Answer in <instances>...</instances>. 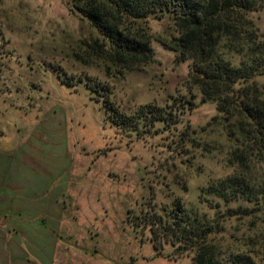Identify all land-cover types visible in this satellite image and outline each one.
Returning <instances> with one entry per match:
<instances>
[{
    "label": "rangeland",
    "instance_id": "rangeland-1",
    "mask_svg": "<svg viewBox=\"0 0 264 264\" xmlns=\"http://www.w3.org/2000/svg\"><path fill=\"white\" fill-rule=\"evenodd\" d=\"M253 17L264 34V8ZM135 26L150 36L152 60L109 73L96 56L90 62L74 57L96 32L71 0H0V148L10 153V167L32 162L46 174L41 181L50 174L52 181L27 200L19 193L6 197L7 181L0 176V264H192V253L167 244L158 255L148 227L132 223L136 215L176 200L212 217L198 195L210 180L234 170L227 161L230 142L221 125L207 126L216 104L202 101L191 61L179 62L163 44L175 33L172 19L150 15ZM88 81L108 87L125 113L183 97L195 106L171 128L137 137L109 121ZM187 127L195 130L199 146L188 147L189 153L178 143ZM21 203L34 205L37 214L11 215ZM21 219L25 226L44 223L50 231L15 225ZM254 221H227L225 236L250 233Z\"/></svg>",
    "mask_w": 264,
    "mask_h": 264
},
{
    "label": "trees",
    "instance_id": "trees-1",
    "mask_svg": "<svg viewBox=\"0 0 264 264\" xmlns=\"http://www.w3.org/2000/svg\"><path fill=\"white\" fill-rule=\"evenodd\" d=\"M71 1L96 32L83 40L85 48L74 57L90 62L96 56L109 73L150 62V36L135 23L168 15L175 33L163 44L179 62L191 61L202 101L216 104L217 115L207 126L221 125L230 142L227 161L234 170L210 180L198 195V203L213 210L212 217L176 200L136 215L132 225L148 227L158 255L167 244L177 253H192V264H264V34L253 17L264 8V0ZM86 85L102 102L109 121L137 137L171 128L185 109L195 106L183 97L174 104L150 102L125 113L112 101L108 87L95 81ZM194 133L187 127L179 136L185 153L188 147H199ZM248 217L255 218L250 233L225 236L227 221Z\"/></svg>",
    "mask_w": 264,
    "mask_h": 264
},
{
    "label": "crops",
    "instance_id": "crops-1",
    "mask_svg": "<svg viewBox=\"0 0 264 264\" xmlns=\"http://www.w3.org/2000/svg\"><path fill=\"white\" fill-rule=\"evenodd\" d=\"M29 149V148H25L24 150ZM32 149V147L30 148ZM23 151L19 152L22 153ZM7 152H5L3 150V148H0V176H2L6 182V189H4V194L7 196H10L11 194L13 195H20L21 198H23L22 196H26L27 198L24 199H29L30 198H35V196H38L42 193H44L45 188H51L52 186V181H51V174L49 175V177L45 178V180H40L43 179V177H45V173L41 170V168L39 167V165H33L32 162H28V163H16L15 168L14 167H10L11 166V162L8 160L9 158H11V156L7 153V155H5ZM50 172H51V166L47 167ZM9 169H16V173L12 174L11 171H8ZM4 171L6 172L4 174ZM13 175L12 178H15V181L13 182H9L10 177ZM44 174V175H43ZM13 184V185H12ZM12 185V186H11ZM43 186H45L44 188H42ZM15 187V189H14ZM9 199V198H7ZM30 200V199H29ZM34 206V205H33ZM30 207L27 206V208L21 203L20 205L15 206V209L13 210L12 214L14 217H20L22 218V216L24 217V213L27 216H34L37 214L38 209L34 208V207ZM4 210V209H3ZM12 210V209H11ZM4 215L6 216L8 214L7 209H5L3 211ZM2 214V213H1ZM39 214V213H38ZM10 216V215H9ZM26 217V216H25ZM19 223H17V220L14 222L15 225L18 226H22L24 224L23 219L18 221ZM31 228L29 231L31 230H36L37 232H49V226L48 225H44V223H40V222H31L29 225ZM15 226V227H18ZM24 227H27L25 225H23ZM14 232H18L17 229L14 230Z\"/></svg>",
    "mask_w": 264,
    "mask_h": 264
}]
</instances>
